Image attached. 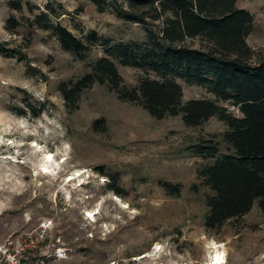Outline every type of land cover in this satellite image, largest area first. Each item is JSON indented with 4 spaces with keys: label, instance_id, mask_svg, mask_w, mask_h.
I'll list each match as a JSON object with an SVG mask.
<instances>
[{
    "label": "rangeland",
    "instance_id": "obj_1",
    "mask_svg": "<svg viewBox=\"0 0 264 264\" xmlns=\"http://www.w3.org/2000/svg\"><path fill=\"white\" fill-rule=\"evenodd\" d=\"M9 1L0 0V42L21 53L0 51V264H210L216 253L224 264H264V211L257 202L218 230L205 226L211 190L197 169L209 159L186 148L220 139L226 125L216 117L197 127L181 115L158 119L97 83L70 109L60 86L89 71L101 46L81 60L29 23L26 4L19 11ZM28 1L53 9L58 18L51 19L78 37L95 30L115 42L145 39L144 27L120 19L113 7L100 12L88 0ZM237 6L253 15L246 41L256 63L264 57V0ZM10 17L20 21L15 29L7 26ZM119 71L129 86L142 74L127 66ZM180 83L183 102L214 98ZM26 102L46 106L33 115ZM98 119L101 131L94 128ZM160 181L179 184V192Z\"/></svg>",
    "mask_w": 264,
    "mask_h": 264
},
{
    "label": "trees",
    "instance_id": "obj_2",
    "mask_svg": "<svg viewBox=\"0 0 264 264\" xmlns=\"http://www.w3.org/2000/svg\"><path fill=\"white\" fill-rule=\"evenodd\" d=\"M88 1L100 12L113 7L120 19L141 24L145 39L115 42L95 30L78 37L51 19L58 18L53 9L40 10L28 0L9 1L19 11L26 4L33 15L29 23L49 31L65 51L81 60L94 45L101 46L103 54L88 64L89 71L61 84L67 106L77 108L82 93L97 83L158 119L181 115L185 125L197 127L216 117L226 125L220 139L202 138L186 148L209 159L197 169L211 190L206 195L205 226L218 230L249 212L255 202L264 211V57L251 61L255 52L246 39L253 30V15L238 7V0H123L127 7L118 0ZM19 24L15 17L7 19L10 29ZM0 51L21 53L1 42ZM119 66L142 71L136 85L124 83ZM180 80L203 87L214 98L183 102ZM221 103L238 108L242 115ZM45 106L25 104L33 115H40ZM94 128L101 131L104 120H96ZM160 184L170 193L179 192V184ZM109 187L120 194L117 184Z\"/></svg>",
    "mask_w": 264,
    "mask_h": 264
},
{
    "label": "bare ground",
    "instance_id": "obj_3",
    "mask_svg": "<svg viewBox=\"0 0 264 264\" xmlns=\"http://www.w3.org/2000/svg\"><path fill=\"white\" fill-rule=\"evenodd\" d=\"M51 156H48V160L50 159ZM47 160V161H48ZM47 163V162H46ZM46 166V164H44ZM48 166V165H47ZM149 254V253H148ZM150 255V254H149ZM225 259L224 255L221 253H216V255L211 259L210 264H224Z\"/></svg>",
    "mask_w": 264,
    "mask_h": 264
}]
</instances>
